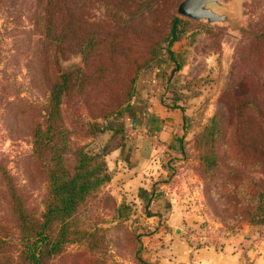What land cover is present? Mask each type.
<instances>
[{"label":"rangeland","instance_id":"obj_1","mask_svg":"<svg viewBox=\"0 0 264 264\" xmlns=\"http://www.w3.org/2000/svg\"><path fill=\"white\" fill-rule=\"evenodd\" d=\"M39 1L0 0V165L35 215L44 209L47 188L46 174L39 173L32 157L29 133L32 109L47 97L46 80L41 76L45 53L41 51ZM179 1L166 0L163 15L176 13ZM228 1L234 6V26L190 19L193 23L186 27L183 38L171 45L179 59L183 53V68L172 71L161 51L138 77L130 107L135 111L145 108V124L157 129L166 126L169 142L156 150L160 161H153L154 166L161 163L164 171L147 183L146 194L112 186L111 174V180L74 214V224L76 221L86 233L65 243L48 264H142L139 260L149 264H264V219L249 220L253 213L245 214L243 208L254 207L239 205L238 196L264 189V151L250 134L235 135L238 118L229 114L225 97L228 89L240 85L235 83L251 76L253 68L240 61L252 50V45L248 48L252 31L264 26V0ZM87 10L83 4L78 6L79 14ZM238 63L242 69L232 83L229 71ZM58 64L61 72L81 68L82 54L63 53ZM101 91L97 87L85 92L93 117L98 106L95 102L94 108L93 101ZM84 95L77 101L67 99L62 106L69 132L65 161L70 165L75 162V149L101 154L112 139L108 119L90 117L79 103ZM260 102L264 110L262 97ZM158 107L161 118L154 114ZM85 116L101 130L91 133V126L84 125ZM139 132L145 131L133 128L124 135ZM155 135V141H161L157 132ZM108 153L104 156L107 167ZM207 160L212 167L204 172ZM160 191L167 192L173 208L161 210L154 202ZM0 240L8 244L0 247V264H15L22 245L9 218L1 177Z\"/></svg>","mask_w":264,"mask_h":264},{"label":"trees","instance_id":"obj_2","mask_svg":"<svg viewBox=\"0 0 264 264\" xmlns=\"http://www.w3.org/2000/svg\"><path fill=\"white\" fill-rule=\"evenodd\" d=\"M165 2L166 0L39 1L43 18L41 51L45 53L41 76L46 80L47 97L44 103L32 109L29 133L32 157L39 173L46 174L47 188L44 209L40 215H35L12 177L0 165L9 218L18 230L22 245L15 264H48V260L53 261L62 251L65 243L75 240L79 233L81 236L86 233L76 221L74 224V214L90 196L99 192L111 180V172L104 159L105 153L120 146L127 138L122 128H114L112 139L115 141L111 145V139L101 154L88 152L83 147L78 148L73 153L75 162L68 164L65 152L69 150V132L64 125L62 110L65 100L77 101L81 93L85 94L79 103L86 107L89 116L107 120L127 111L140 73L160 56L161 51L166 54L172 71L177 72L183 68V53L179 59V53L174 52L171 45L183 38L186 27L193 21L179 17L176 13L164 16ZM82 4L88 10L79 14L78 6ZM141 20L144 22L140 23ZM136 46L139 50L135 49ZM250 46L252 50L242 57L240 63L253 68L251 76L235 83L233 78L242 68L239 63L231 68L230 81L240 85H236L234 90L228 89L225 97L229 103V114L238 118L235 135L246 137L250 134L252 140L264 151V110L260 102V97L264 100V26L252 31L248 48ZM66 52H81L83 66L61 72L58 58ZM249 57L253 58L252 62ZM97 87L102 91L96 101H93L94 108L95 102L98 105L96 111H93V117L88 107V94L85 92L87 88ZM249 113H252L251 117H248ZM215 119L217 117L213 116L212 121ZM84 120V125L91 126V133L101 130L91 118L88 120L85 116ZM206 162L207 164L205 161L203 164L204 172L206 168L212 167L209 160ZM231 194L233 192L229 195ZM238 196L239 205L254 207L250 210L243 208L245 214L253 213L249 220L264 219V189H258L253 195L241 192ZM227 209L226 207L224 211ZM1 245L8 244L0 240V247Z\"/></svg>","mask_w":264,"mask_h":264},{"label":"crops","instance_id":"obj_3","mask_svg":"<svg viewBox=\"0 0 264 264\" xmlns=\"http://www.w3.org/2000/svg\"><path fill=\"white\" fill-rule=\"evenodd\" d=\"M159 103L163 104L161 101ZM137 110L135 111L129 107L122 115L108 119V137L111 134L113 136L114 128H122L123 131L140 128L145 132H139L135 136L126 135L127 138H125L121 145L108 153L107 160L108 168L112 174V186L118 185V188L124 186L128 190L131 188L135 192L146 194L147 191L144 188L147 183L151 179V181L155 180L156 176L164 171L161 163L160 165H153L154 158L160 161L161 157L157 155L158 152L156 150H159L158 148L161 145L168 144L169 139L165 125L157 129L150 124H145L148 118L145 108ZM155 111L154 114L160 117V112L157 113V111H160L159 107ZM116 122H118L117 125H115ZM151 132L154 133L153 137ZM155 132L159 134L161 141H155ZM150 166L153 167L150 169ZM164 192L160 191V194L153 198L154 202L158 204L161 210L173 208V204L170 202L171 199L166 195L167 192Z\"/></svg>","mask_w":264,"mask_h":264},{"label":"water","instance_id":"obj_4","mask_svg":"<svg viewBox=\"0 0 264 264\" xmlns=\"http://www.w3.org/2000/svg\"><path fill=\"white\" fill-rule=\"evenodd\" d=\"M233 7V3L228 0H180L176 13L208 25L234 26Z\"/></svg>","mask_w":264,"mask_h":264}]
</instances>
